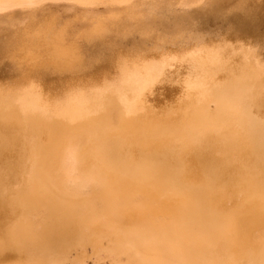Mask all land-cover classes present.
<instances>
[{"label":"bare ground","instance_id":"1","mask_svg":"<svg viewBox=\"0 0 264 264\" xmlns=\"http://www.w3.org/2000/svg\"><path fill=\"white\" fill-rule=\"evenodd\" d=\"M49 1L0 0V20L42 14L5 44L51 72L87 61L71 37L88 44L124 29L127 17H143L144 0H53L82 9L73 14L81 29L70 21L59 28ZM255 3L236 0L229 9L231 39L258 23ZM238 41L228 43V56L225 48L192 50L189 75L198 78L181 79L184 97L162 110L148 98L161 65L140 57L117 61L118 81L70 88L63 98L45 95L36 81L0 87V264H66L70 252L86 258L80 264H264V56ZM96 124L113 129V142L94 133ZM189 137L194 155L175 153L174 165L144 146ZM157 171L158 188H132Z\"/></svg>","mask_w":264,"mask_h":264},{"label":"rangeland","instance_id":"2","mask_svg":"<svg viewBox=\"0 0 264 264\" xmlns=\"http://www.w3.org/2000/svg\"><path fill=\"white\" fill-rule=\"evenodd\" d=\"M235 1L236 0L231 4V9L235 7ZM255 1H257L255 4L258 8L259 15L257 17L258 23L257 21L254 22L253 26L248 27L247 32H244L242 36L241 34H237L236 36L238 39L235 40L232 38V40V36L229 37L228 35L234 30L233 26H235L236 23L230 20L231 15L228 12L230 9H228V0H203V6L198 7L190 5L186 0H144L139 8L140 13L143 15V17L139 19L141 20L140 23L127 17L124 19V29L121 28L117 33L114 32L102 39H95L94 42L92 41L91 43H88L89 45L81 38L71 37L76 40L78 45L80 44L79 52L81 54H79V56L81 55L84 61L86 58L87 61H82L81 64H76V69L61 72H51L50 70H40L39 68L32 67L29 62H25L18 58L17 55L13 54L12 50L7 46L8 44H5L8 38L15 34L14 30L17 27L20 28L25 23H28L29 21L31 22L33 19H40L42 14H39L38 17L32 18L17 15L10 21V23L7 22L8 20L2 18L0 20V59L3 54V58L4 56L6 57V55L9 57L7 56L8 59L6 57L7 60L2 58L3 66L0 64V87L3 89L12 88L20 84L26 86L27 83L36 81L37 83H40L39 85H41V89L45 95H50L53 98H63L66 91L70 88L78 90V88L82 89V87L78 86H91L98 82L114 83L118 81L120 79V71L116 68L117 61L120 60V58L128 59L140 57L142 61L149 63L151 66L157 64L161 65V69L158 73L160 74L163 72L162 75L149 81L150 85H153L156 89H154L152 98L149 96L148 98L150 104L152 103L158 110H162L170 107L176 100L184 97V95L179 96L181 79L185 84H188L192 81H196L198 78L197 75H189V67L191 66L190 57L192 56L191 53H194L192 50H200L201 55H203L204 53H207L208 50L225 48L228 56V43L231 41V43L235 44L239 40L238 42L241 41L245 43L247 47H253L260 57L264 56V43L260 44V42H264V0ZM48 3L47 7L49 6V12H52L53 14L59 13V15L62 16L57 22L59 28L62 27L65 22L70 21L75 29H81L82 26L77 24V21H73V14L78 11L80 12V10L82 11L81 8H73L74 6L65 7L64 3L60 1L56 2L52 0ZM234 11L236 12L235 8ZM97 13L104 14L105 8L103 7L102 9V6H99ZM48 32L49 31L46 32L47 40L50 39L51 35V33ZM248 32L251 34H248ZM245 34H247L249 38L246 37L247 35ZM260 35L262 40L259 38ZM256 38L259 42H256ZM253 40L256 43L253 42ZM257 47L261 51L257 50ZM9 54H12L13 59H11L12 57H10L11 55ZM261 59L264 61V57H261ZM14 61H16V64ZM220 74L225 73L220 72ZM196 85L197 84H192L189 88ZM140 87L143 86H139V84L135 85V88ZM191 114V109H185L183 116L189 117ZM93 130H95L94 133L102 132V129H100L98 124H96V127H94ZM112 131L113 129H107V131L104 130L100 136L103 138L105 137L104 139H106L107 142H113V137H116V134ZM110 132L112 133L108 136ZM165 134L171 135L172 133ZM209 136L212 135L206 134L205 139H208ZM194 142L195 139L189 137L186 139H174L171 144L164 142L162 145L160 144L155 147L147 144L144 146L150 151L155 150L163 154L166 153L170 158L171 164L174 165L175 162L173 163L171 155L173 156L175 153L191 156L194 155L192 149L195 147ZM124 143L126 142L124 141ZM94 151L95 149L88 151L87 153H94ZM131 155H133V152L130 153V156ZM196 156L201 158L200 154ZM197 157L196 159L203 163L213 160L210 158L204 161ZM13 161V158L6 160V162L10 164L13 163ZM137 163L140 166V169L148 168V170H151L147 163ZM128 170L131 171L132 169L129 168L127 171ZM158 175L159 173L157 171L156 173L149 174L148 178L155 177L154 179H156L159 177ZM136 177L138 176H132L134 179ZM154 179H147L143 182L133 184L132 188L138 190H142L143 188H158L157 185H161L162 181L160 179ZM206 183L208 184V181H206ZM223 190L224 187H219V191ZM224 202L228 204V194L224 198ZM88 252L91 254L90 249ZM67 256L69 259L74 260L65 261L66 264H80L81 259H86L83 256L77 257L78 255L76 252H70ZM62 263L63 262H59L58 264Z\"/></svg>","mask_w":264,"mask_h":264}]
</instances>
